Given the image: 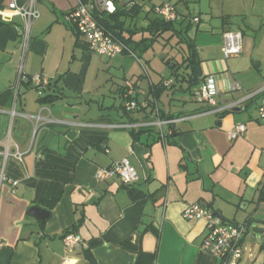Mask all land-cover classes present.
<instances>
[{"label":"crops","instance_id":"1","mask_svg":"<svg viewBox=\"0 0 264 264\" xmlns=\"http://www.w3.org/2000/svg\"><path fill=\"white\" fill-rule=\"evenodd\" d=\"M9 1L0 0V142L9 135L10 153L15 145L23 155L5 164V174L17 184L0 188V264H219L199 248L204 222L182 217L186 206L195 203L211 204L206 208L226 223L264 228V201L259 200L264 193V125L258 120L257 98L223 114H198L204 105L182 96L177 98L180 106L171 103L175 94H192L205 76L214 78L220 106L264 83V0H233L208 20L193 17L198 20L193 22L196 31L202 30L194 39L196 86L193 79L192 85L175 79L179 65L168 59L177 65L169 76L157 81H145L143 75L124 78L109 89L118 106L89 98L91 52L77 44L62 18L77 0L38 1L39 19L32 26L24 72L46 77L49 86L39 96L32 86L22 84L14 100L11 87L19 61L21 20L4 9ZM82 2L90 7V0ZM160 2H144L137 18L126 24L146 26L147 17H156L152 4ZM233 17L239 18L235 25ZM232 27L242 34L241 53L225 59L222 34ZM165 79H172L173 87L156 99L162 115L191 117L171 129L163 125V141L155 128L102 126L151 120V91ZM233 83L241 90L229 92ZM95 89L100 90L99 85ZM128 95L136 97L139 109L124 115L122 104ZM163 95L167 108L158 105ZM42 97L48 99L41 102ZM44 108L66 124L40 125L33 139L31 120H11L8 115L14 110L34 116ZM84 123L98 126H78ZM238 123L245 125V133L229 141L227 133ZM123 158L137 174L130 188L119 178L97 180L98 169ZM129 189L138 198L133 199ZM72 227L82 244L66 251L63 237Z\"/></svg>","mask_w":264,"mask_h":264},{"label":"built area","instance_id":"2","mask_svg":"<svg viewBox=\"0 0 264 264\" xmlns=\"http://www.w3.org/2000/svg\"><path fill=\"white\" fill-rule=\"evenodd\" d=\"M39 0H10L5 6V10L15 14L21 20L20 27V43H19V61L16 68L15 81L11 87L14 100L18 97L19 90L22 84L32 86L37 90L38 95L42 96L44 91L49 86V81L46 77L40 75H27L24 72V61L31 42V31L34 22L39 19L38 10ZM118 5L131 7L137 0H117ZM114 0H90L88 7L82 0H77L76 5L63 13V23L70 26L73 32L77 35L79 42L86 48L99 56L106 58H115L122 56L123 52L129 53L136 58L135 54L119 40H117L110 31L105 29L99 22L98 18L101 14H114L116 4ZM152 13L165 22L177 23L181 22L179 14L173 4L170 2H161L156 5ZM193 22H198L197 18L192 19ZM223 39V56L225 59L237 57L241 53L242 34L239 31H225L222 34ZM137 59V58H136ZM173 84L172 79L162 80L161 85L164 88L170 89ZM127 87L131 83L126 81ZM241 86L238 83H233L229 92L240 91ZM219 90L215 85L212 76L203 77L201 83L192 92L193 101L204 105V110L198 114H221L226 111H232L242 106L247 101L257 98V115L258 120L264 125V83L249 92H246L242 98L229 102L220 106L217 103L216 96ZM152 109V119L148 121H126L116 124L102 125L113 129H129L137 130L142 128H155L158 138L163 141L165 135L162 132V126H168L170 129L175 127L176 123L189 119L190 115H180L177 117L163 116L156 102L154 101ZM124 109L126 113H132L139 109V103L136 101L126 102ZM45 110L48 114L42 115ZM40 110L36 115L29 116L26 114H18L11 110L8 115L12 120L16 116L31 120L34 124L32 139L40 125L66 124V122L57 120L51 117L48 109ZM196 115V114H192ZM78 126L96 127V124H81ZM246 127L242 123L235 124L233 129L227 133L229 141L235 140L244 135ZM9 135L0 142V188L3 184L16 186L17 182L10 180L5 174V164L8 158H13L20 161L23 153L15 147L14 153L9 151ZM264 155V150H263ZM96 178L100 182L119 178L125 185L132 184L137 179L135 168L130 164L128 159L123 158L120 161L113 162L106 168L98 169ZM182 217L185 220L203 221L205 224V237L200 244V250L214 257L219 264H239L242 254V240L247 230L245 225L226 223L223 219L212 210L202 206L200 203L190 204L182 212ZM66 251H71L81 246V239L68 233L63 237ZM1 245V244H0Z\"/></svg>","mask_w":264,"mask_h":264},{"label":"rangeland","instance_id":"3","mask_svg":"<svg viewBox=\"0 0 264 264\" xmlns=\"http://www.w3.org/2000/svg\"><path fill=\"white\" fill-rule=\"evenodd\" d=\"M155 1H167L175 5L176 10L180 13V21L183 22L188 19L191 22V29L188 31V36L192 39H195L197 33H200L202 30H198L196 28V24L193 23L192 19L194 16H198L203 20H208L211 16L214 17L215 13H220L221 9L224 6H232L233 0H155ZM230 4V5H228ZM213 19V18H212ZM215 20V19H213ZM235 25L239 18H232ZM186 22L183 23V26ZM141 24L138 22V25ZM179 26V22H177ZM179 28V27H177ZM233 31H235L234 27H232ZM143 37H151V35L143 31ZM170 32H165L162 36H159L156 41H154L153 45L144 52H140L137 49L134 53L136 58L131 56L130 54L123 61H121V57L125 56H117L115 58H106L102 56H98L94 53H90V66L88 69L87 75V85L90 89L89 98L91 100L97 101L101 105H109L113 104L118 106V100H114L110 98L109 89L114 86L123 83L124 78L130 79L136 77L138 75L145 76V81L148 77L153 79V81H157L160 76H169L171 70L169 65L167 66L164 63V59L173 60L172 63H177L179 65V70L177 72L178 79L181 78L182 74H185L184 67L181 65V60L186 57L187 50L186 44L180 43V37L177 35H173L171 37ZM135 40H140L142 38L141 32L135 34ZM175 75L173 77H176ZM149 79V78H148ZM99 89H95L98 87ZM95 90H92V89ZM177 93V92H175ZM104 94V96H102ZM174 95V94H173ZM171 95V96H173ZM164 97L158 101L159 107L161 105L164 108H167V97ZM180 96L185 97L186 101L189 102L191 99L193 101L192 95L189 92H185L184 94H175L173 98H171L172 105H176V107L180 106L182 103L179 98ZM117 99V98H116ZM191 101V102H192ZM94 102V101H91ZM95 103V102H94ZM254 228V224L252 223L249 229L246 230V234L242 249H243V258L239 264H264V253L259 251V247L250 239V235L252 234ZM248 255H251L248 257Z\"/></svg>","mask_w":264,"mask_h":264},{"label":"trees","instance_id":"4","mask_svg":"<svg viewBox=\"0 0 264 264\" xmlns=\"http://www.w3.org/2000/svg\"><path fill=\"white\" fill-rule=\"evenodd\" d=\"M115 3H117V0H114ZM144 2H152V0H137V2L135 4H133L131 7L126 8L125 6H121L118 5V3L116 4V11L114 14H101V17L98 18L100 24L107 29L108 31H110L112 33V35L119 40L120 42H122L131 53L135 54L134 52L139 49L140 52H144L147 51L154 43V41L157 40V38L159 36H162L165 32H170L172 35L171 37L174 35H177L180 37V43L182 44H186V50H187V54L186 57L183 58V62L185 64V71L189 70L190 73H186L182 74L181 79L182 80H187L189 85H192V77L196 76V78L198 77L199 74V70H198V61H197V54L195 51V44H194V39L190 38L188 36V31L190 30L191 27V22L186 19L184 22L185 25L182 28H178L176 29L175 24L177 23H171V22H165L163 20H161L160 18L154 17V18H148V22L146 23V26H137V23H132L130 24H126L127 21L136 19L139 12L141 11V7L143 6ZM163 2V1H162ZM161 3V2H160ZM158 5V4H152L151 10L153 11L154 7ZM148 15V14H147ZM183 21L179 22L180 26L183 25L184 23ZM128 25V26H127ZM143 31L148 32L151 37H143ZM141 32V36L142 38L140 40H135L133 38V36L137 33ZM127 35H125V34ZM74 36L76 39L77 44L81 43L79 42L77 35L74 32ZM83 45V44H82ZM83 47L86 49V46L83 45ZM122 55H129V53L127 52H123ZM164 63L168 66H171L170 61L167 59H164ZM177 65L172 66V68H175ZM170 68V67H169ZM172 68H170L171 70H173ZM177 75V71L175 72V76ZM187 76V77H186ZM175 79H177V76L174 77ZM162 83V81H161ZM161 83H159L157 86L154 87V89L151 91L152 95H153V101L150 102V105L153 109L154 107V101L156 102L158 95L161 91L164 90H168L167 88H164ZM173 87H170V89ZM48 99V97H42L40 98L39 101L44 102ZM126 102H132V101H136L138 103V101L136 100V97H130V95L125 97ZM125 102V103H126ZM125 103L122 104V110L124 112V115H126V111L124 109ZM224 113V112H223ZM222 113V114H223ZM125 185V184H124ZM131 185V184H129ZM129 185H126L127 188H130ZM129 193L131 194V197L133 199L138 198V196H136V193L133 191V189H129ZM259 200L260 201H264V193H261L259 196ZM75 227H72L71 229H69L65 234L68 233H73L74 232Z\"/></svg>","mask_w":264,"mask_h":264},{"label":"water","instance_id":"5","mask_svg":"<svg viewBox=\"0 0 264 264\" xmlns=\"http://www.w3.org/2000/svg\"><path fill=\"white\" fill-rule=\"evenodd\" d=\"M173 65L170 66V68H172ZM193 86L197 85V78L194 76L193 78ZM206 207H210L211 208V204H204ZM250 239L258 244L259 246V251H263L264 252V228H256L253 229L252 234L250 235Z\"/></svg>","mask_w":264,"mask_h":264}]
</instances>
